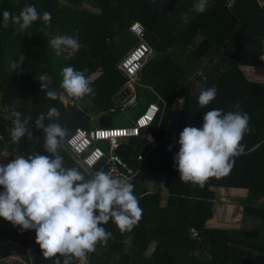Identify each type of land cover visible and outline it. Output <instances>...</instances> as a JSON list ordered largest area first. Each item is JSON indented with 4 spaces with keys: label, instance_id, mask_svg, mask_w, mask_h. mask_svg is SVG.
Listing matches in <instances>:
<instances>
[{
    "label": "trees",
    "instance_id": "trees-1",
    "mask_svg": "<svg viewBox=\"0 0 264 264\" xmlns=\"http://www.w3.org/2000/svg\"><path fill=\"white\" fill-rule=\"evenodd\" d=\"M196 2L0 0V153L5 148L3 141L11 140L7 145L11 161L19 156L50 155L44 148L45 133L35 121L41 114L47 116L53 107L59 111V118L45 119L44 124L59 123L68 134L76 127H88L90 116L119 109L118 94L125 88L127 78L117 65L138 43L129 30L132 23L142 26L144 41L151 50L134 84L135 101L125 108L132 117L115 125L110 123L112 127L129 126L151 98L158 96L163 101L161 112L134 144L124 141L115 151L131 168L136 167L138 154L145 155L133 180V194L142 217L130 231L121 232L112 220L102 224L112 236L106 246L98 244L96 251L88 254L89 264H264V83L250 81L242 71V67H264L260 59L264 56V7L256 0H208L206 11L196 13L192 10ZM25 5H34L41 18L23 32H18L19 26L11 20L4 27L3 12L18 16ZM44 12L51 13L50 22L42 19ZM182 13L188 14V22H184ZM76 32L81 47L75 53L62 54L61 76L69 66L78 71L87 68L85 76L100 68L101 75L90 83L95 95L74 101L51 81L47 90L58 93L56 99H51L47 90L38 92L36 88L39 73L50 69L55 54L50 42ZM12 63L17 69L11 68ZM197 71L205 74V81L196 76L188 79ZM195 79L200 84L192 91ZM212 86L217 89L216 98L201 107V89ZM60 94L66 98V105L59 100ZM236 104L250 117V131L242 141L244 153L234 158L228 175L209 178L203 187L182 182L174 162L179 140L167 135L172 114L177 111V133L187 126L201 128L207 111L235 112ZM14 111L22 114V120L31 116V139L12 140L15 117H8ZM144 133L154 138V148L148 150ZM103 150L107 153L108 147ZM58 151L66 168L78 169L87 179L96 171L106 172L104 160L89 170L64 144ZM148 174L162 176V188L149 190L145 184ZM215 188L246 190L243 215L258 222L260 236L243 228L206 226L213 214ZM0 222V239L30 249L33 264H53L57 258L62 264L63 257H43L34 230L22 231L2 217ZM72 264L79 261L73 259Z\"/></svg>",
    "mask_w": 264,
    "mask_h": 264
},
{
    "label": "clouds",
    "instance_id": "clouds-1",
    "mask_svg": "<svg viewBox=\"0 0 264 264\" xmlns=\"http://www.w3.org/2000/svg\"><path fill=\"white\" fill-rule=\"evenodd\" d=\"M207 6L208 0H197L192 10L203 13ZM40 18L34 5H25L18 16L3 12L4 27H8L11 20L19 26L18 32L28 29ZM42 19L50 22L51 13L44 12ZM182 19L188 22V14L182 13ZM50 43L57 56L64 49L75 53L81 47L78 32L55 37ZM260 59L264 61V56ZM10 66L17 69L15 63ZM85 72L87 68L78 71L71 66L62 70L60 87L74 101L95 95ZM39 82L42 91L49 88L47 75H41ZM46 95L51 99L58 97L54 90H47ZM216 95L215 86L201 89L199 105L207 106ZM233 107L237 111L227 114L221 109L207 111L201 128L187 126L180 133V147L174 162L182 182L203 187L209 178L228 175L234 158L244 153L242 141L250 131V117L239 110V104ZM59 115L53 107L47 116L41 114L35 121L36 127L45 133L44 148L50 155L19 156L0 165V188L3 189L0 191V217L22 231L34 230L44 258L63 257L62 264H72L73 259L79 264H89L88 254L95 252L98 244L106 246L112 236L101 225L112 220L121 232L130 231L141 219L142 209L133 194L134 185L126 178L113 177L100 170L87 179L78 169L64 166L58 150L63 147L67 129L55 122L44 124L45 119L51 121ZM21 116L14 111L8 117H15L11 128L14 142L32 137L28 128L31 116L23 120ZM53 264H61L60 259H54Z\"/></svg>",
    "mask_w": 264,
    "mask_h": 264
},
{
    "label": "built area",
    "instance_id": "built-area-1",
    "mask_svg": "<svg viewBox=\"0 0 264 264\" xmlns=\"http://www.w3.org/2000/svg\"><path fill=\"white\" fill-rule=\"evenodd\" d=\"M256 1L260 6L264 7V0ZM129 30L138 39V43L125 54L117 65V69L127 78L125 88L130 89H128L129 95L119 100V105L117 106L120 110L134 103L135 97L132 93L134 92V84L137 82V75L145 61L151 55V50L144 41V30L142 26L134 22L130 25ZM101 73V69L98 68L86 77L92 83ZM195 76L202 81L206 80L205 74L200 71H197L196 74L191 75L188 79L191 80ZM162 108L163 101L160 97L156 96L151 98L144 110L138 114L129 126H96L93 123L95 116H90V123H93V125L91 127H76L67 135L63 144L87 169L94 168V166L104 160V165L106 166L105 173H109L113 177L126 178L128 182L133 184L134 178L141 170L145 155L138 154L136 156V167L131 168L115 151L128 137H134L136 139L141 131L145 130L151 124L156 115L161 112ZM113 112H115V108H111L108 112L100 115H110ZM142 138L144 144L148 146V150L156 146L153 137H147L143 134ZM98 141H103L104 146L108 147L107 153L96 144Z\"/></svg>",
    "mask_w": 264,
    "mask_h": 264
},
{
    "label": "rangeland",
    "instance_id": "rangeland-1",
    "mask_svg": "<svg viewBox=\"0 0 264 264\" xmlns=\"http://www.w3.org/2000/svg\"><path fill=\"white\" fill-rule=\"evenodd\" d=\"M70 52H72L71 49H64L61 53V56H62V54H69ZM61 56H57L56 54H53V56L51 58V62H50V69H44L39 73V75L37 77V85H36L38 92L42 91L40 88V82H39V77L41 75H47L49 77L50 83L52 81L55 84L60 86V84L62 82L60 60L64 57V56H62V57ZM249 70L256 72L258 74V76H256L255 78L254 77L252 78L251 76H249V73H248ZM243 73L247 77V79H249L250 81L263 82L264 83V67L263 68L247 67L246 69L245 68L243 69ZM199 84H200V82L195 79L192 86H191V90L195 91L198 88ZM132 94H134V92ZM59 100L62 102L63 105L67 104V100L63 94L59 95ZM128 112H129V110H127V109H124V110L117 109L115 112L110 113L112 124L115 125L119 121H121L122 119H125L126 117L127 118L132 117V114H129ZM92 125H93V123L89 124V127H91ZM11 142H12L11 140L3 141L5 148H4V151L0 153V165H6L7 163H9L11 161L9 152L7 150V145H9ZM0 191H3V189L0 188ZM235 191L236 190L226 191V192H223L222 194L220 193V191H217L216 198H215V201L213 203L212 212L215 214L216 217H218V219L221 218L223 220V224H221V225L224 226V224H226L225 221H226V216H227L228 226L233 227V228H235V227L243 228V229H246V230L252 232L256 236H260L261 235V227L258 224V222L255 219L247 218L243 215V205L245 202L244 197H246L245 196L246 191H243V190H238L236 192ZM238 192H242V193H238ZM164 195H165V191H164ZM241 197H243V198H241ZM222 204H224V205L228 204V206H224ZM19 248H21L20 250L24 249L23 245H20ZM27 252H28L27 253V255H28L27 260L22 259V261L25 264L26 263L33 264L32 252L30 251V249H28ZM9 261L10 262H14V261L18 262L17 259H12ZM26 261H28V262H26Z\"/></svg>",
    "mask_w": 264,
    "mask_h": 264
},
{
    "label": "crops",
    "instance_id": "crops-1",
    "mask_svg": "<svg viewBox=\"0 0 264 264\" xmlns=\"http://www.w3.org/2000/svg\"><path fill=\"white\" fill-rule=\"evenodd\" d=\"M244 68L246 69L247 67H242V71H243ZM252 68H263V67H252ZM248 73H249V76H251L252 78L253 77L255 78L256 76H258V74L256 72L252 71V70H249ZM180 100L181 99L179 98L178 102H180ZM176 117H177V111L175 113H173L172 116H171V119H170V122H169V126H168V129H167V133H168L167 135L172 137V138H173V136H175V138L177 140H179V136H180V133L182 131H180L179 133L178 132L175 133L174 125H175ZM144 135L147 136V137L150 136L147 133H144ZM145 184H146V186L148 187L149 190H152V189H154L157 186L162 188L163 177L159 176V178H158V177L153 176L152 174H148V175H146V183ZM163 190L164 189H162V194L164 195V191ZM234 190H236V191H238V190L246 191L244 189L215 188L214 189L215 198H216L217 191H220V193L222 194L223 192L234 191ZM238 193H242V192H238ZM245 196H246V194H245ZM241 198H243V197H241ZM214 201H213V203H214ZM222 205H224V204H222ZM224 206H228V204H226ZM227 221H228V218L226 216V221H225L226 224H224V226L221 225V224H223V220L221 218L218 219V217H216L215 214L213 213L211 219H209L206 222V226L207 227H211V228H227V229L233 228V227L228 226V224H227L228 222ZM0 225H2V223H0ZM4 226H6V228H7L6 224H4ZM235 228H237V227H235ZM18 245L20 246L21 244L13 243V242H11V241H9L7 239H0V264H25L22 261V259L23 260H27V256H28L27 255V253H28L27 251H28V249L23 246L24 249L20 250L21 248H19ZM12 259H17L18 262H16V261L10 262L9 260H12ZM26 262H28V261H26ZM26 264H29V263H26Z\"/></svg>",
    "mask_w": 264,
    "mask_h": 264
},
{
    "label": "water",
    "instance_id": "water-1",
    "mask_svg": "<svg viewBox=\"0 0 264 264\" xmlns=\"http://www.w3.org/2000/svg\"><path fill=\"white\" fill-rule=\"evenodd\" d=\"M127 95H129V90L124 88L119 94H118V99L122 100L123 98H125ZM93 123L96 126H100V127H109L110 123H111V116L110 115H99V116H95L93 119ZM135 142V138L134 137H128L126 139V143L128 145H133ZM100 148L104 149V143L103 141H98L96 143Z\"/></svg>",
    "mask_w": 264,
    "mask_h": 264
}]
</instances>
